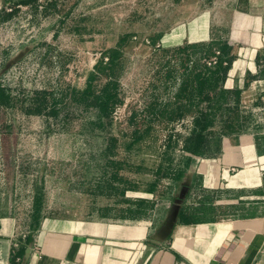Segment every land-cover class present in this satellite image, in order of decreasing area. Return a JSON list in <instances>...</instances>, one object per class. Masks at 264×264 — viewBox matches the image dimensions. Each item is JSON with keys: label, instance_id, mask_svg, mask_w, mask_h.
<instances>
[{"label": "rangeland", "instance_id": "1", "mask_svg": "<svg viewBox=\"0 0 264 264\" xmlns=\"http://www.w3.org/2000/svg\"><path fill=\"white\" fill-rule=\"evenodd\" d=\"M244 13L233 0H0V229L23 248L17 264L44 257L45 220L62 255L134 223L158 247L179 219L264 218V30L234 29Z\"/></svg>", "mask_w": 264, "mask_h": 264}, {"label": "crops", "instance_id": "2", "mask_svg": "<svg viewBox=\"0 0 264 264\" xmlns=\"http://www.w3.org/2000/svg\"><path fill=\"white\" fill-rule=\"evenodd\" d=\"M233 2L235 7L246 8L248 11V14L238 15L233 24L234 29L247 31L251 27L256 30V27L261 26L264 30V18L261 23L250 17L254 8H263L261 11L264 12V0ZM204 25L201 21L199 27L192 26L186 40H197L204 30ZM176 31L177 29L173 30ZM170 35L172 34H167L165 42L172 37ZM175 36L177 41L181 40V36ZM223 158L231 161L235 157L232 153H226ZM176 217L180 218V215H175L174 218ZM209 219L212 221V218ZM261 220L264 218H244V215L238 212L223 214L214 222L205 225H195L179 219L173 229L162 237L171 233L169 239L163 240L158 247L148 243V238L158 233L157 229L150 228L149 223H134L113 227V235L122 236L124 239H111L108 243L106 240H98L95 244L76 243L72 247L67 244L62 255L53 251L62 247L53 249L55 247L52 246L51 239H48L52 226L45 220L38 230V237H43L44 257L37 260V257L32 255L28 264H264V222H260ZM8 232L5 223L0 229V264H11L13 255L17 264L23 248L21 247V251H12L11 254L9 243L1 240ZM28 233L26 244L34 241L31 232Z\"/></svg>", "mask_w": 264, "mask_h": 264}, {"label": "built area", "instance_id": "3", "mask_svg": "<svg viewBox=\"0 0 264 264\" xmlns=\"http://www.w3.org/2000/svg\"><path fill=\"white\" fill-rule=\"evenodd\" d=\"M39 1H42V0H37V2H39ZM63 1H65V0H46V4H47V3H53V2L59 4V3H62ZM29 7H30V6H29ZM16 8H20V13H21V14L24 15V12L26 13V8H27V6H21V5H19V6H16ZM29 17H30V16H29ZM4 60H5V58H4V56H3V53L0 52V68H1V66L4 64Z\"/></svg>", "mask_w": 264, "mask_h": 264}, {"label": "bare ground", "instance_id": "4", "mask_svg": "<svg viewBox=\"0 0 264 264\" xmlns=\"http://www.w3.org/2000/svg\"><path fill=\"white\" fill-rule=\"evenodd\" d=\"M91 64H92V63H91V61H90V65H91ZM90 65H89V66H90ZM89 68H90V67H89Z\"/></svg>", "mask_w": 264, "mask_h": 264}]
</instances>
